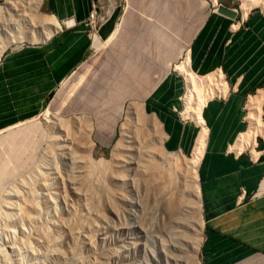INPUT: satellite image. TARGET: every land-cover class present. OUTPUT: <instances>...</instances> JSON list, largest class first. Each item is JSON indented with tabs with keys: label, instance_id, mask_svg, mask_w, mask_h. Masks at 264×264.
<instances>
[{
	"label": "rangeland",
	"instance_id": "obj_1",
	"mask_svg": "<svg viewBox=\"0 0 264 264\" xmlns=\"http://www.w3.org/2000/svg\"><path fill=\"white\" fill-rule=\"evenodd\" d=\"M42 1L0 0V55L44 39L46 21L54 19L42 10ZM177 1L93 0L83 61L36 115L0 131V264H198L202 216L196 177L189 170L193 154L165 151L148 117L137 108L130 115L123 98L120 108L112 106L123 93L103 87L99 75L103 52L119 51L115 46L129 41L126 31L116 37L118 23H177V14L167 12ZM192 5L214 12L222 5L235 10L238 19L264 12V0H197ZM191 13L192 20L194 9ZM108 23L115 28L105 37ZM93 40L99 48H91ZM144 46L150 52L153 45ZM183 54L171 68L184 86V71L174 70L186 63ZM184 94L183 89L177 114L195 123L184 113ZM15 133L35 145V160L24 159L23 168L6 143ZM245 139L239 143L247 146L251 139ZM27 143L18 153L27 156Z\"/></svg>",
	"mask_w": 264,
	"mask_h": 264
},
{
	"label": "crops",
	"instance_id": "obj_2",
	"mask_svg": "<svg viewBox=\"0 0 264 264\" xmlns=\"http://www.w3.org/2000/svg\"><path fill=\"white\" fill-rule=\"evenodd\" d=\"M92 1L43 0L42 10L57 23H40L43 40L0 55V131L36 115L83 61ZM191 1L168 5L177 23H118L116 37L126 31L129 41L117 44L119 51L103 52L100 82L123 93L112 106L120 108L125 100L149 118L165 151L194 155L205 129L196 172L202 216L198 264H264V12L231 19ZM112 24L103 27V36L112 34ZM150 41L152 50L145 52ZM100 45L93 40L91 48ZM180 54L192 73L217 72L225 83V95L201 107L202 124L177 114L185 83L171 67ZM251 100L260 102L261 134L248 118ZM243 139L251 142L239 151Z\"/></svg>",
	"mask_w": 264,
	"mask_h": 264
},
{
	"label": "bare ground",
	"instance_id": "obj_3",
	"mask_svg": "<svg viewBox=\"0 0 264 264\" xmlns=\"http://www.w3.org/2000/svg\"><path fill=\"white\" fill-rule=\"evenodd\" d=\"M233 11H235V10H233ZM50 20L46 21V22H49V23H45V24L49 25V24H52V23H57L55 20L54 21H52V20L50 21ZM174 70H178L181 73H182L181 70L184 71V73H182V76H183V79L185 80V94H184L185 99L183 97V102H184V106H185V109H184L185 115L189 116L190 119H193L198 124H202V120L200 118V116H201L200 115V109L203 106V104L206 102V100H208L213 95H222L225 92V89H226L225 88V83H224L221 75L218 74V73L214 74V75H211V76L215 77L213 82H216V84H215L216 87L213 88V87H210L211 86V78L212 77H207V76H204L205 78L204 77H196V75L194 73H192L188 69L187 63H185L182 66L181 65L174 66ZM181 73H179V74H181ZM186 75L188 76L187 78H186ZM208 76H210V75H208ZM201 86H204V87H202V96H203V98L199 97V95L197 94V93H199L198 92V88L201 87ZM259 106H260L259 100H251L249 102V108L248 109H249L250 112H249L248 118H249V121L252 123V125L255 128V129L253 128V132L256 133V134H259V132H258L259 129L257 130V127H256V124L257 125L259 124V122H258L259 121V115H260ZM134 110L135 109L131 108V111H129L130 115L133 116L135 114ZM135 120H136V118L134 117L133 121L135 122ZM129 123H132V122H129ZM32 130L33 129H30V128L26 129V130H22V133H28V132H30ZM204 139H205V129H203L201 131V133L199 134V137H198V140H197V143H196V147H195V150H194V155H193V157L191 159V162H190V165H189V170L191 171V173L193 175H195V177H196L198 163H199V161L201 159V154H202L203 145H204ZM6 141H8V142H6ZM6 141L3 140V142L7 143L8 149H10V151H12V154L15 155L17 160H18L17 161V164L19 166L18 168H23L24 164L26 163V161L24 159H27L28 161H34L35 160V157L32 158L34 156V152L32 150L34 149V146H35L34 142L32 140L25 141L24 137L22 138L20 133H18V134L15 133V134L8 135V139ZM26 142H28L26 148L29 149V152L27 151L28 152L27 156H25V154L18 153L19 148L22 147V145L25 144ZM239 145H241V146L245 145L246 146V144H244V143L242 144V142L239 143ZM245 146H243V147H245ZM16 149H17V151H16ZM15 153H17V154H15ZM168 159L171 160L172 158H168ZM0 162H1V160H0ZM15 167H17V166H15ZM1 171H3L2 170V163H0V172ZM13 171L14 170H12V172ZM19 171H20V169H19ZM10 177H11V175H10ZM12 177L10 179H14ZM20 177H22V176H20ZM195 179H196L195 180V185L197 186V184H198L197 183V177ZM16 180H19V177ZM198 202H200L199 198H198Z\"/></svg>",
	"mask_w": 264,
	"mask_h": 264
},
{
	"label": "water",
	"instance_id": "obj_4",
	"mask_svg": "<svg viewBox=\"0 0 264 264\" xmlns=\"http://www.w3.org/2000/svg\"><path fill=\"white\" fill-rule=\"evenodd\" d=\"M216 12L231 19L236 18L235 11H233L232 9L225 8L222 5L217 6Z\"/></svg>",
	"mask_w": 264,
	"mask_h": 264
},
{
	"label": "built area",
	"instance_id": "obj_5",
	"mask_svg": "<svg viewBox=\"0 0 264 264\" xmlns=\"http://www.w3.org/2000/svg\"><path fill=\"white\" fill-rule=\"evenodd\" d=\"M94 14H95V4H94V2L92 1V3H91V11H90V13H89L88 19H87L86 22H85L86 26H89V24L91 23V20L93 19ZM89 27H90V26H89ZM222 79H223V78H222ZM184 90H185V88H184ZM180 100L182 101V98H181Z\"/></svg>",
	"mask_w": 264,
	"mask_h": 264
}]
</instances>
